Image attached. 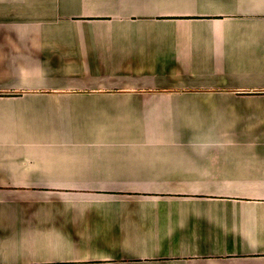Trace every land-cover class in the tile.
<instances>
[{"label": "crops", "instance_id": "0c3cea01", "mask_svg": "<svg viewBox=\"0 0 264 264\" xmlns=\"http://www.w3.org/2000/svg\"><path fill=\"white\" fill-rule=\"evenodd\" d=\"M0 264H264V0H0Z\"/></svg>", "mask_w": 264, "mask_h": 264}]
</instances>
